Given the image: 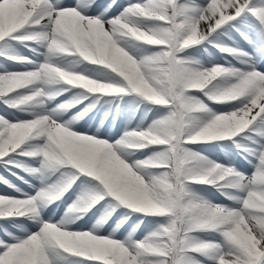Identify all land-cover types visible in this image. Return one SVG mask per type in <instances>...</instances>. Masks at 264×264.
Wrapping results in <instances>:
<instances>
[{"label": "snow or ice", "instance_id": "6c2138e0", "mask_svg": "<svg viewBox=\"0 0 264 264\" xmlns=\"http://www.w3.org/2000/svg\"><path fill=\"white\" fill-rule=\"evenodd\" d=\"M262 62L264 0H0V264H264Z\"/></svg>", "mask_w": 264, "mask_h": 264}, {"label": "rangeland", "instance_id": "374dc122", "mask_svg": "<svg viewBox=\"0 0 264 264\" xmlns=\"http://www.w3.org/2000/svg\"><path fill=\"white\" fill-rule=\"evenodd\" d=\"M195 51H196V49H190L189 50V54L192 52V53H195ZM191 53V54H192ZM211 54H208V52L206 53V55L207 56H209V58H205V60H204V58H201L200 59V61L201 62H203V63H209V61H210V59H211V61H213V62H217V63H223L224 62V60L225 59H229V60H232V63H234V64H236V65H238L239 67L241 66L239 63H237V61L236 60H233L232 59V57H225L223 54H216V52L215 53H213V52H210ZM192 56H194V55H192ZM206 64V65H207ZM213 108H215L216 110H218V111H220V110H226V106H223V105H211ZM90 115L92 116L93 114L92 113H90ZM90 116V117H91ZM86 117H88V116H86ZM118 117H120V116H117V118H116V120H115V122L114 123H111V125H110V121H111V117L109 118V120L108 121H105V126H104V128H101L100 129V131H105V129H107V131H108V134L109 135H112V132L114 131V132H116V134H113L112 136L114 137V138H119V136L120 135H122L123 134V132L125 131V128H123L122 126H120V125H117V119H118ZM124 119L125 120V123H126V127L127 128H131V127H135V125H136V123H137V121L136 120H131V121H129L128 119H127V117H125V116H121L120 117V119ZM85 120V118L83 119V120H81L80 122H83ZM91 120V119H90ZM91 121H93V120H91ZM99 121H100V118L99 117H97L96 118V120L95 121H93V123L95 124V125H98L99 124ZM133 122V123H132ZM132 123V124H131ZM80 124L81 123H79L78 125H77V128L80 126ZM129 124H130V126H129ZM96 131V130H95ZM239 139V138H238ZM231 145V148L233 147V145H232V142H229L228 143V145L227 146H230ZM190 147H192V146H190ZM200 149V148H199ZM199 149H194L195 151H197V152H200V150ZM215 149H216V147H213L212 146V148H211V150L212 151H215ZM229 149V148H228ZM227 148H226V150H228ZM203 154L205 155V156H209V155H207V154H205L204 152H203ZM224 157H226L225 156V152H224V155H223ZM137 157L139 158V154L137 153ZM212 159H219L220 160V162L221 163H223L222 161H221V158H217L216 156H210ZM246 166V165H245ZM249 167H251L250 165L249 166H246V168L247 169H249ZM249 171H250V169H249ZM194 187V186H193ZM197 191H199L203 196H205L207 199H209V200H213V201H215V202H217V203H219V202H222V201H220V199L219 198H215V196L213 195V188H209V187H205V186H199V185H196L195 187H194ZM92 222H95V218H93V221ZM105 227H107V225H105Z\"/></svg>", "mask_w": 264, "mask_h": 264}]
</instances>
